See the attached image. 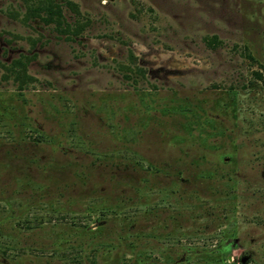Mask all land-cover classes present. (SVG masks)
Returning <instances> with one entry per match:
<instances>
[{"label":"rangeland","instance_id":"obj_1","mask_svg":"<svg viewBox=\"0 0 264 264\" xmlns=\"http://www.w3.org/2000/svg\"><path fill=\"white\" fill-rule=\"evenodd\" d=\"M45 1L0 0V264H264V0Z\"/></svg>","mask_w":264,"mask_h":264},{"label":"trees","instance_id":"obj_2","mask_svg":"<svg viewBox=\"0 0 264 264\" xmlns=\"http://www.w3.org/2000/svg\"><path fill=\"white\" fill-rule=\"evenodd\" d=\"M65 4L72 6V2L69 0H65ZM41 11L44 13L42 16L44 21H52L55 26L60 27L59 25H61L63 26V29H69V27H72V31H76L81 28V24L78 22L70 26L69 23L63 18L60 6L52 0H46L41 6ZM247 55L249 56V54ZM255 73L258 72L255 71Z\"/></svg>","mask_w":264,"mask_h":264}]
</instances>
